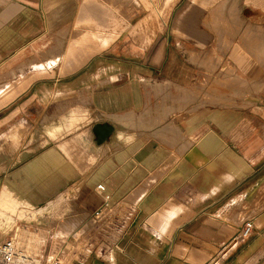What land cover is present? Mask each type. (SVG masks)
<instances>
[{"label": "crops", "instance_id": "crops-1", "mask_svg": "<svg viewBox=\"0 0 264 264\" xmlns=\"http://www.w3.org/2000/svg\"><path fill=\"white\" fill-rule=\"evenodd\" d=\"M180 1L0 0V200L16 195V214L51 218L60 237L78 214V227L113 209L129 219L119 247L75 264H264L259 70L233 47L225 56L262 92L200 117L145 108L166 85L191 91V59L214 41L203 17L226 3L185 0L173 23L186 33L185 63L167 44L166 12L145 16ZM239 8L264 35V0ZM96 124L111 128L103 142Z\"/></svg>", "mask_w": 264, "mask_h": 264}, {"label": "rangeland", "instance_id": "rangeland-1", "mask_svg": "<svg viewBox=\"0 0 264 264\" xmlns=\"http://www.w3.org/2000/svg\"><path fill=\"white\" fill-rule=\"evenodd\" d=\"M123 1L127 2L128 0ZM159 1L161 0H158V2ZM237 1L238 0H226L223 9L219 8L220 4H218L214 11V17L211 18L213 20V18L216 17V22L214 21L213 24L212 22L209 23L207 21V17L208 19L211 17L210 12L207 14V17H203L204 21L206 20L204 26L208 27L210 31H213L212 33L214 41L213 47H210L208 51L198 52L195 55L196 57H192V59L197 62L194 66L197 67L199 71L197 72V75L194 79V85L191 88V91L188 89H183L182 91L179 90V88L176 89V87H173L172 85L164 84L166 87L164 89L165 91L162 90V92L164 91L165 94L163 92L164 95H159L160 91H157L155 94L152 93L156 99L155 104H145L146 109L148 107L153 109L155 112H158L157 110H162V113L164 112L167 114L165 117L170 115H178L177 117L179 118V115L182 113L188 115H198L200 117L209 111L212 112L216 111V109L218 110L221 108L236 106L235 101L243 98L247 94L256 95L259 92H262L263 89L261 86L257 85L258 83L252 81L254 79L248 80L249 74H246L247 80L241 79L240 77L243 78V74L239 72L237 65L234 64V62L229 57L225 56V54L228 53L233 47H236L242 53H245L247 55L245 59H247L252 66L254 65L259 70L258 75H256L259 78V81L261 80L262 83H264V58L261 57L259 51L260 49L256 44L258 39L262 44H264V35L261 32L255 33L249 29L252 34L250 37L255 34L253 38L255 37L256 41H251L252 38L247 41L249 34L247 30L244 31V28L248 27V25L244 27V23L242 21L244 20V16L241 12V9L239 8L242 0H239V3ZM167 2H169V0H167ZM184 3L185 0H181L178 4H176L175 7L171 9L166 8V10L162 8L159 9L158 7L151 8L145 11V16L148 14H154L156 16L158 13H162V10L166 12L164 13L167 20V44L178 54V58L181 62L188 63L189 60H187V49L189 48L186 46L187 42L184 40L186 33L184 29L180 28V24L177 25L175 31L173 30L174 20L177 15L182 12ZM232 4L235 5L232 6ZM227 6H230V10H232H228L229 8ZM232 11L233 14L231 13ZM187 14L188 12L184 13L183 16L186 17ZM184 17L181 18L183 19ZM231 22H233V24ZM208 24H211V27ZM255 28L257 30H264V25H259ZM236 29H238V31ZM243 31L245 34H243ZM96 33L98 32L96 31ZM146 42L147 39L145 40V43ZM249 53L250 56H248ZM202 61L205 65L202 64ZM216 65L218 66L216 67ZM233 90H236L237 92ZM188 91H190V93ZM186 92H188L191 97L188 99H183ZM205 92H207V96L205 95ZM203 97H205V99ZM221 97H224V99ZM158 98L160 104H157ZM210 101L211 103H209ZM152 106L154 108H152ZM163 121L164 117H162L161 121H153V124H158L160 122L163 123ZM173 126V124L170 125L171 128H173ZM6 197L7 196L5 195L3 196V199L0 200V209H2V211L0 210V239L8 236H14L16 242L19 243L20 246H23V248L25 247L24 250L27 251V253H29L32 258L36 259L37 264H43L46 260H52L57 254H60L61 256L60 264H75V262L82 260L85 256H87L90 250L101 256L102 253H109L115 248L119 247L121 244L120 242L126 235L125 228L127 226V222H129V219L124 216L125 211L123 209L118 211L117 209L107 210L106 214L103 213L99 216H96L94 218L95 221L93 220L91 223H89L88 228L82 232H73L72 228L74 226L71 228L66 227V232L62 234V237H60L61 234L57 233L58 226L51 221V218L42 214H34L33 211H30L28 214L24 215L22 214L24 212H19L16 214V205L20 202L19 198H17L16 195H11L9 199ZM9 201H11L13 204H11ZM3 210H6L9 214ZM11 215L12 217H10ZM21 224L25 225L24 231H21ZM69 229L71 230L69 231ZM84 238L86 240V245H84ZM226 254L227 253L221 256V260L225 258Z\"/></svg>", "mask_w": 264, "mask_h": 264}, {"label": "built area", "instance_id": "built-area-1", "mask_svg": "<svg viewBox=\"0 0 264 264\" xmlns=\"http://www.w3.org/2000/svg\"><path fill=\"white\" fill-rule=\"evenodd\" d=\"M252 222L247 220L240 228L238 235L240 238H246L252 233ZM61 256L57 254L52 260H46L43 264H60ZM0 264H37L36 259L32 258L14 236H8L0 239Z\"/></svg>", "mask_w": 264, "mask_h": 264}, {"label": "bare ground", "instance_id": "bare-ground-1", "mask_svg": "<svg viewBox=\"0 0 264 264\" xmlns=\"http://www.w3.org/2000/svg\"><path fill=\"white\" fill-rule=\"evenodd\" d=\"M224 1H225V0H224ZM221 2H223V1H221ZM225 2H226V1H225ZM232 3H233V2H232ZM220 4H221V3H220ZM224 4H225V3L223 2V4H221V5L219 6V8H222V9H223ZM233 5H235V4H232V6H233ZM230 6H231V4H230ZM230 6H229V7H230ZM227 7H228V6H227ZM229 7H228V8H229ZM228 8H227V9H228ZM219 10H220V9H219ZM228 10H230V8H229ZM231 10H232V9H231ZM231 10H230V11H231ZM214 11H215V9H214L213 11H210L211 17H209V19H208V17H207L208 15L206 16V17H207V21H208L209 23L212 22V24L214 23V21H215V19H216V17L213 18V20L211 19L212 17H214V13H215ZM219 13H220V12H219ZM222 13H224V12H222ZM226 13H227V12H226ZM228 13H229V12H228ZM231 13L233 14V11H232ZM234 14H235V13H234ZM217 16H219V15H217ZM223 16H224V15H223ZM231 16H232V15H231ZM227 17H228V16H227ZM222 18H224V17H222ZM233 18H235V17H233ZM217 19H218V18H217ZM231 19H232V17H231ZM236 19H237V17H236ZM222 20H223V19H222ZM217 21H218V20H217ZM225 21H226V19H225ZM231 21H232V20H231ZM242 21H243V20H242ZM204 22H206V20H205ZM215 22H216V21H215ZM231 23L233 24V22H231ZM216 24H217V23H216ZM218 24H219V23H218ZM208 25L210 26L211 24H208ZM227 25H228V24H227ZM240 25H241V24H240ZM238 26H239V25H238ZM238 26H237V27H238ZM245 26H246V25H245ZM210 27H211V26H210ZM212 27H213V26H212ZM215 27H216V26H215ZM230 27H231V26H230ZM216 28H217V27H216ZM226 28H227V27H226ZM231 28H232V27H231ZM218 29H219V28H218ZM218 29H217V30H218ZM234 29H235V28H234ZM217 30H216V31H217ZM228 30H229V29H228ZM236 30L238 31V29H236ZM245 30L248 31V34H249V37H248V38H250V36L252 35L251 32L249 31V29H248L247 27L244 28V31H245ZM208 31H209V30H208ZM216 31H215V32H216ZM244 31H243V34H245ZM211 32H213V31H211ZM222 32H223V31H222ZM225 32H227V31H225ZM235 32H236V31H235ZM241 32H242V31H241ZM101 33H102V32H101ZM227 33H228V32H227ZM212 34H213V33H212ZM220 34H221V33H220ZM235 34H236V33H235ZM253 36H255V34H253ZM253 36H252V39H254ZM228 37H229V35H228ZM250 39H251V38H250ZM217 41H218V40H217ZM229 41H230V40H229ZM252 41H253V40H252ZM219 42H220V41H219ZM221 42H222V41H221ZM216 44H217V43H216ZM256 44L258 45V43H256ZM254 45H255V44H254ZM259 46H260V45H259ZM259 46H258V48H259ZM261 46H262V47H261L262 50H261L260 52H264V44H261ZM256 47H257V46H256ZM259 49H260V48H259ZM189 54H190V53H189ZM191 55H193V54H191ZM203 55H204V54H203ZM260 55H261V54H260ZM195 57H196V56H195ZM199 58H200V57H199ZM201 58H202V57H201ZM205 58H206V57H205ZM195 59H196V58H195ZM191 60H193V59H191ZM202 60H203V59H202ZM210 61H211V60H210ZM202 62H203V61H202ZM202 64H204V62H203ZM212 64H213V63H212ZM218 64H219V63H218ZM204 65H205V64H204ZM206 65H207V63H206ZM217 66H218V65H216V67H217ZM212 67H214V66H212ZM216 67H215V68H216ZM209 70H211V69H209ZM206 78H207V77H206ZM224 80H225V79H224ZM230 80H232V79H230ZM217 81H218V80H217ZM228 81H229V80H228ZM221 82H222V81H221ZM237 82H238V81H237ZM140 83H141V82H140ZM204 84H205V83H204ZM217 84H219V83H217ZM217 84H216V85H217ZM222 84H223V83H222ZM219 85H220V84H219ZM233 85H234V84H233ZM145 86H150V87H152V88H154V89H158V88H159V89H160V88H163V89H164V84H163V83H162V84H159V83L151 84V83H148V82L146 81ZM228 87H229V86H228ZM251 87H253V86H251ZM239 89H240V87H239ZM243 89H244V88H243ZM252 89H253V88H252ZM215 90H216V89H215ZM155 91H156V90H155ZM157 91H158V90H157ZM161 91H162V90H161ZM164 91H165V90H164ZM164 91H163V92H164ZM212 91H213V90H212ZM233 91H236V90H233ZM247 91H248V89H247ZM163 92H162V93L160 92L159 95L163 94ZM188 92L190 93V91H188ZM188 92H186V93L184 94L185 97H183V99H184V98H185V99H188V98L191 97V95L188 94ZM236 92H237V91H236ZM199 93H200V92H199ZM206 93H207V92H205V95H206ZM234 93H235V92H234ZM234 93H233V94H234ZM238 93H240V92H238ZM238 93H237V94H238ZM157 94H158V93H157ZM164 94H165V92H164ZM164 94H163V95H164ZM197 94H198V93H197ZM229 94H230V93H229ZM231 94H232V93H231ZM166 95H167V94H166ZM208 95H209V94H208ZM157 96H158V95H157ZM203 96H204V95H203ZM206 96H207V95H206ZM166 97H167V96H166ZM193 97H194V96H193ZM215 97H216V96H215ZM215 97H214V99H215ZM217 97H218V96H217ZM203 98L205 99V97H203ZM221 98L224 99V97H221ZM171 100H172V99H171ZM189 100H190V99H189ZM167 101H169V100H167ZM173 101H174V100H173ZM179 101H180V100H179ZM179 101H178V102H179ZM184 101H185V100H184ZM186 102H187V101H186ZM186 102H185V103H186ZM165 103H166V102H165ZM182 103H183V102H182ZM209 103H211V101H210ZM186 104H187V103H186ZM188 104H189V103H188ZM211 106H212V105H211ZM214 106H215V105H214ZM191 107H192V106H191ZM217 107H220V106H217ZM192 108H193V107H192ZM126 115H127V114H126ZM112 120H113V119H112ZM120 120H121V119H120ZM174 126H175V125H174ZM174 126H173V128H175ZM176 126H177V125H176ZM173 128H172V129H173ZM165 129H166V128H165ZM177 129H178V128H177ZM166 130H167V129H166ZM166 130H165L164 132H166ZM170 130H171V129H170ZM157 131H158V130H157ZM173 131H174L173 133L178 134V133L176 132V130L173 129ZM162 132H163V130H162ZM156 133H157V132H156ZM167 133H168V132H167ZM169 133H170V132H169ZM169 133H168V134H169ZM173 133H172V134H173ZM18 134H19V133H18ZM157 134H158V133H157ZM161 134H162V133H161ZM172 134H171V135H172ZM159 135H160V134H159ZM162 135H163V134H162ZM166 135H167V134H166ZM173 136H177V135L174 134ZM160 137H161V136H160ZM166 137L168 138V136H166ZM170 138H172V137H170ZM170 138H169V139H170ZM176 138H177V137H176ZM182 139H183V138H182ZM177 140H178V139H177ZM174 141H175V140H174ZM170 142H171V141H170ZM175 142H177V141H175ZM182 144H183V143H182ZM184 144H185V143H184ZM184 144H183V146H186L187 143H186L185 145H184ZM180 145H181V144H180ZM181 146H182V145H181ZM181 146H179V147H181ZM188 146H189V145H188ZM188 146H186V147H188ZM191 146H192V145H191ZM189 147H190V146H189ZM184 148H185V147H184ZM182 149H183V147H182ZM186 149H187V148H186ZM183 150H184V149H183ZM193 150H194V149H193ZM184 151H185V150H184ZM188 152H189V151H188ZM195 152H196V151H195ZM181 153H182V152H181ZM201 154H202V153H201ZM9 202L11 203V201H9ZM8 204H9V203H8ZM11 204H13V203H11ZM11 206H12V205H11ZM74 206H75V205H74ZM76 214H78V213L76 212ZM80 214H81V213H80ZM85 214H86V213H85ZM87 215H88V214H87ZM75 216H76V215H75ZM75 216L73 215L74 218H75ZM78 216H79V214H78ZM78 216H77V218H78ZM82 216H84L83 213H82ZM82 216H81V218H82ZM79 217H80V216H79ZM85 217H86V216H85ZM88 217H90V214H89ZM77 218L73 219V220L70 221V223H69V224H70L69 227L71 228V227L74 226V227L72 228V230H73V231H77V232L85 231V229L88 228L89 223H91V222L94 220V218H92V217L89 218V219L87 218V220H85V223H83L82 226L78 227V224H79L78 220H82L83 218H82V219H81V218L77 219ZM85 219H86V218H85ZM94 221H95V220H94Z\"/></svg>", "mask_w": 264, "mask_h": 264}, {"label": "water", "instance_id": "water-1", "mask_svg": "<svg viewBox=\"0 0 264 264\" xmlns=\"http://www.w3.org/2000/svg\"><path fill=\"white\" fill-rule=\"evenodd\" d=\"M92 131L96 137V141L103 142L109 137L111 128L105 124H96L93 126Z\"/></svg>", "mask_w": 264, "mask_h": 264}]
</instances>
